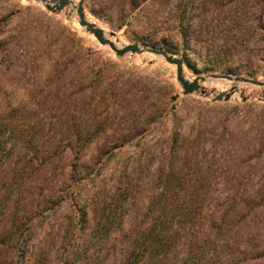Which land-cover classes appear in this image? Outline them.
Masks as SVG:
<instances>
[{"label": "rangeland", "instance_id": "rangeland-1", "mask_svg": "<svg viewBox=\"0 0 264 264\" xmlns=\"http://www.w3.org/2000/svg\"><path fill=\"white\" fill-rule=\"evenodd\" d=\"M84 7L116 45L184 58L188 80L264 81V0ZM77 20L0 0V264H148L144 234L170 211L157 204L160 172L175 167L170 196L202 202L204 230L229 241L232 264H264V89L207 81L209 94L237 89L220 102L184 96L176 66L118 57ZM200 55L217 66L201 70Z\"/></svg>", "mask_w": 264, "mask_h": 264}, {"label": "trees", "instance_id": "trees-1", "mask_svg": "<svg viewBox=\"0 0 264 264\" xmlns=\"http://www.w3.org/2000/svg\"><path fill=\"white\" fill-rule=\"evenodd\" d=\"M234 36H242L241 31L236 32ZM185 49L186 51L193 50L188 47ZM194 52L196 53L195 50ZM200 58L207 61V64L201 70L211 71L217 66V64L203 58L202 55H200ZM168 169L169 171L165 169V172H160L163 188L159 197H157V204L162 203V201L168 202V204H165L170 211L158 215L155 218L154 227L144 234L143 246L146 245V242L149 243L145 246L148 251L146 256L148 264H232L237 256L229 252V241L222 243L217 240L216 238L221 234L213 235L212 239V232L204 230L203 222L208 217L195 211L202 207V202L199 199L198 201L178 200L170 196L172 183L175 182L176 174H178L180 168ZM171 177H174L173 181L170 180ZM185 209L190 210L186 211ZM188 224H190L189 228ZM197 224L203 226L201 232L195 231V229L192 230V227L197 226ZM177 230H180L183 234L181 235ZM203 230L204 232H202ZM133 255L137 256L135 252ZM129 259L125 264H131Z\"/></svg>", "mask_w": 264, "mask_h": 264}, {"label": "water", "instance_id": "water-1", "mask_svg": "<svg viewBox=\"0 0 264 264\" xmlns=\"http://www.w3.org/2000/svg\"><path fill=\"white\" fill-rule=\"evenodd\" d=\"M43 4L46 10L54 14H65L67 16L72 15L74 12L77 15L78 24L90 35H93L96 40L103 46L109 47L118 57H124L129 54H152L164 59L167 63L176 66V79L178 84L183 90V95L188 96L194 93H201L202 95L209 96L203 87L202 83L207 81H229L235 84H248L250 86L260 87L264 89V81L247 78L243 76H234L230 74H208L206 76H197L193 80H188L184 74V58H178L168 50L163 48L149 47L140 44H127L119 48L112 40L114 37L113 32L109 33L108 37L105 36V32L95 23L89 22L87 19L86 10L84 7L85 0H35ZM237 88L234 87L227 92L213 93L216 94L213 99L214 102H220L223 100H229L231 95ZM217 92V91H216Z\"/></svg>", "mask_w": 264, "mask_h": 264}, {"label": "bare ground", "instance_id": "bare-ground-1", "mask_svg": "<svg viewBox=\"0 0 264 264\" xmlns=\"http://www.w3.org/2000/svg\"><path fill=\"white\" fill-rule=\"evenodd\" d=\"M88 21H89V20H88ZM89 22H91V21H89ZM92 23H93V22H92ZM104 32H105V31H104ZM105 36L107 37V33H106V32H105ZM112 42H113V41H112ZM117 46H118V45H117ZM123 46H125V45H123ZM123 46H118V47L121 48V47H123ZM205 83H206V82H205ZM205 83H202V84H201V87H203Z\"/></svg>", "mask_w": 264, "mask_h": 264}]
</instances>
